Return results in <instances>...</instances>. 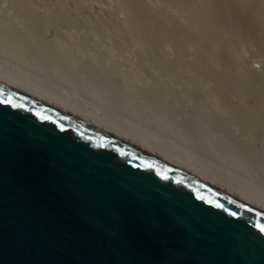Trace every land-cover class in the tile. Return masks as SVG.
Masks as SVG:
<instances>
[{
	"label": "water",
	"instance_id": "1",
	"mask_svg": "<svg viewBox=\"0 0 264 264\" xmlns=\"http://www.w3.org/2000/svg\"><path fill=\"white\" fill-rule=\"evenodd\" d=\"M0 101V264H264L244 171L3 57Z\"/></svg>",
	"mask_w": 264,
	"mask_h": 264
},
{
	"label": "bare ground",
	"instance_id": "2",
	"mask_svg": "<svg viewBox=\"0 0 264 264\" xmlns=\"http://www.w3.org/2000/svg\"><path fill=\"white\" fill-rule=\"evenodd\" d=\"M40 1L16 0L18 17L28 29L18 31V28L13 26L11 30L14 36H12L6 31L5 24L0 23V57L20 69L34 72L46 62L47 75H49L55 72L56 67L60 69L55 62L61 63L59 59L64 56L57 48L47 54L55 40H45L51 22L44 14L42 17L38 16L37 5ZM160 1L161 7L156 6L154 0H131L130 3L136 8V16L132 17L127 11L129 4L124 0H114V7L120 14L114 12L100 15L95 19L106 27L114 28L112 31L119 29L124 39L127 35H132L136 41H140L143 44L141 56L144 65L149 62L165 64L169 73L185 67L195 86L200 79L214 82L233 118L232 123L225 117L199 115L193 107L185 105L182 100L173 102L166 101L165 97H157L154 88L145 91L146 87H136L137 94L135 93L136 96L132 99V92L130 89H124L121 78L113 72V69L100 63L82 61L80 67L77 66L78 73L74 76V83L83 86L86 94L96 92L100 98L105 97V103L113 106L128 120L137 121L142 118L143 107H146L149 112L147 115L149 122L146 125L153 128H157L158 121L163 123L165 119H169V114L175 116L179 112L177 109H181L182 123H176L173 128L176 138L190 143L198 152L206 156L244 171L253 179L264 175V75L252 72L247 64L234 58L231 43L227 38H224L226 42L221 60L218 57V48L205 49L202 42L203 32L200 29L202 14L214 16L213 10L216 6L226 11L228 9L226 0ZM229 1L246 22L252 16L250 29L254 36H259L264 30L262 22L264 0ZM52 2V8L60 22H66V18H85L90 5L87 0H52ZM173 8L192 14L191 19L197 38L196 46L194 49L191 48V52L188 51L189 46L185 43L189 37L188 27L171 23L170 12ZM34 31L41 34L42 41L37 44L25 41L27 34ZM208 37L213 38L211 31H208ZM22 41L25 48L21 47ZM134 51H137L136 44ZM72 77V72L65 75L68 81ZM63 85L67 87L66 84ZM199 97L203 99L204 94H200ZM175 105L181 108L175 109ZM208 127H213L221 139L227 138L233 147L237 148V153L227 149L223 156L221 151H225L223 147L226 146L203 134V130ZM161 132L172 136L169 131ZM258 183L264 185V181Z\"/></svg>",
	"mask_w": 264,
	"mask_h": 264
},
{
	"label": "rangeland",
	"instance_id": "3",
	"mask_svg": "<svg viewBox=\"0 0 264 264\" xmlns=\"http://www.w3.org/2000/svg\"><path fill=\"white\" fill-rule=\"evenodd\" d=\"M87 1L90 5L85 18H66V22L59 21V17L52 8V0H41L40 4L37 5L38 16L42 17L44 14L49 17L51 22V28L48 30L45 40H55L53 47H49L50 50L47 51V54L52 49L57 48L63 53L64 58L59 59L62 64L58 61L55 62L60 69L56 67L55 72L52 74L47 75L48 66L46 62L40 65L36 73L53 79L62 85L66 84L67 88L76 93L105 102V97L100 98L96 92L86 94L84 87L77 86L73 81L82 61L100 63L113 69V72L121 78L124 89H130L132 92V99L136 96L135 93L137 94L136 87H146L145 91L154 88L156 96L165 97L166 101L177 102L182 100L185 105L193 107L199 115L225 117L231 123L233 122L225 101L214 82L200 79L197 80V86H195L185 67H180L179 71L169 73L165 64L159 65L158 63L149 62L144 65L141 56L143 44L140 41H136L132 35H127L124 39L119 29L112 31L114 28L106 27L95 19L100 15H108L114 12L120 14L114 7V0ZM124 1L129 4L127 6L128 13L135 17L136 8L130 3L131 0ZM225 2L228 5L226 11L216 6L213 10L215 12L214 16L202 14L200 29L203 32L201 37L204 48H218V57L221 60L226 42L224 38H227L232 46V56L247 64L252 72L264 75V30L259 36H254L249 24L252 22V16L246 22L229 0ZM154 4L161 7L162 2L154 0ZM16 7V0H0V23L5 24L6 31L11 33L12 36H14V32L11 30L13 26H16L18 31L28 29L18 17ZM170 18L172 24H181L188 27L189 37L185 43L189 46L188 51L191 52V48L194 49L196 46L197 38L191 19L192 14L173 8L170 12ZM262 22L264 26V16ZM208 31L213 33L212 39L208 37ZM25 41L37 44L42 41V36L37 31L29 32ZM23 42L21 47L25 48ZM135 44L137 45V51H134ZM150 47L153 49L152 45ZM25 60L27 59L25 58ZM68 72L73 73V77L69 81L65 78ZM200 94H204L203 99L199 97ZM174 108L181 107L175 105ZM143 110L144 115L136 122L147 124L149 122L147 116L149 112L146 107H143ZM177 110L179 111L177 115L171 116L169 114V119H165L163 123L158 121L155 129L159 130L161 128V131H169L175 137L173 128H175L176 123H182V110ZM203 134L226 146L223 147L225 151H221L223 156H225L227 149L237 153V148L233 147L227 138L221 139L213 127L205 128ZM254 180L263 182L264 175L256 176Z\"/></svg>",
	"mask_w": 264,
	"mask_h": 264
},
{
	"label": "snow or ice",
	"instance_id": "4",
	"mask_svg": "<svg viewBox=\"0 0 264 264\" xmlns=\"http://www.w3.org/2000/svg\"><path fill=\"white\" fill-rule=\"evenodd\" d=\"M0 103L10 104L11 101H0ZM13 107H17V106L13 105ZM217 207H219V205H217ZM259 230H260L261 232H264V227H261Z\"/></svg>",
	"mask_w": 264,
	"mask_h": 264
}]
</instances>
